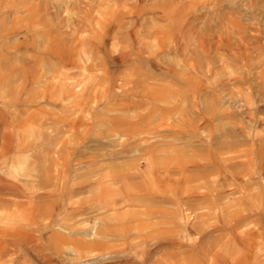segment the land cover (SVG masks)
Wrapping results in <instances>:
<instances>
[{"label":"rangeland","instance_id":"obj_1","mask_svg":"<svg viewBox=\"0 0 264 264\" xmlns=\"http://www.w3.org/2000/svg\"><path fill=\"white\" fill-rule=\"evenodd\" d=\"M212 1L182 0L181 17L194 22L207 17L213 22L209 25L212 36L217 35L213 38L219 39L225 37L222 25L228 23L226 28L231 30V17H240L237 20L243 21L249 36L264 37V0ZM167 2L0 1V114L7 120L5 131L0 123V181L20 187L0 189V264H42L47 260L70 264L78 259L73 243L93 239L107 224L114 229L100 249L106 255L103 264H264V174L258 173L259 140L246 139L241 128L264 132V91L258 90L264 88V53L256 50L255 55L251 50L253 68L230 63L238 68L234 73L232 66L221 68L215 55L210 64L213 71L205 72V79L198 78L203 89L207 88L198 98L200 106L207 114L214 112L217 125L213 133L203 132L202 138L210 134L216 143L236 142L230 155H234L239 176L233 183L228 174L220 172L203 179L187 178L188 173L183 177L178 163L191 155V140L184 128L189 103L181 102L176 94L185 83L167 68L174 72L190 69L175 49L172 25L162 15ZM197 20V25L192 21L196 27L200 26ZM243 75H248L250 84L239 79ZM255 77L261 79V87ZM144 86L150 93L142 91ZM231 92L238 101L235 109L227 98ZM215 95L221 99L216 101ZM176 103L179 107L172 111ZM141 119L145 124L138 130ZM236 124L241 125L238 130ZM3 131L10 135V150L1 147ZM198 148L204 155L211 154L204 145ZM253 148L257 150L251 151ZM179 185L182 196L202 192L205 201L188 200L183 207V202L173 198L176 191L181 193ZM103 192L110 199L122 195L126 202L118 208L100 209ZM213 197L218 199L216 206ZM181 210L190 215L186 224L178 219ZM235 216L242 220L233 231L230 226Z\"/></svg>","mask_w":264,"mask_h":264},{"label":"bare ground","instance_id":"obj_2","mask_svg":"<svg viewBox=\"0 0 264 264\" xmlns=\"http://www.w3.org/2000/svg\"><path fill=\"white\" fill-rule=\"evenodd\" d=\"M1 1V0H0ZM14 1V0H13ZM26 1V0H25ZM164 1V0H163ZM167 1V0H166ZM249 1H251V0H249ZM12 2V1H11ZM19 2V1H18ZM141 2V1H140ZM213 3H214V0L212 1ZM229 2V1H228ZM20 3V2H19ZM215 3H216V0H215ZM249 3V2H248ZM167 4H168V8L167 9H169V11L170 12H168V11H166L165 9V6L163 7L162 6V8H163V12H166V13H163L162 15H166V17H165V19H166V21L168 22V24H169V22H170V26L173 28V30H174V32L175 33H173L174 34V37H176L173 41H174V44H175V49H177L178 50V52H179V54H180V58H181V60H182V62H186L187 64H188V68L190 69V71L189 72H186V71H184V72H174V70L172 69V68H167V70H168V72H170L171 74H175V75H177V77L178 78H180L181 80H182V82H184L185 83V85H183V86H185L184 88H182V89H178V92L176 93L177 94V96H178V99H180V101L181 102H185V103H189L188 104V108H189V110H188V112H187V110H186V113H187V120H185L186 121V125H185V131H186V133H187V135L189 136V141L191 142V155H195V157H193V158H191L192 156L190 155V157H188V159L186 160V161H183V162H181V161H179V168H178V171L183 175V177H185L186 175H187V173H188V175L186 176L187 178H190L191 176H193V177H198V178H202V177H204V176H206V175H210V174H213V173H211V172H220V173H224V174H228L230 177H231V181H232V183L234 182V178H235V176L236 175H238V171H237V165L234 163V155H230L231 153H234L235 152V141L234 140H232V141H224V142H218L217 141V143L216 142H213V140H212V138H214V137H212V135H210L209 134V136H207V135H205V136H207V137H203L202 138V135H203V132H207V131H209L210 133H213L215 130V128H216V123H215V119L213 118V113H211V115L210 114H207L205 111H204V109H202L201 108V106H200V102H199V100H198V98L200 99V95H201V92L202 91H204V90H206L207 88H205V89H203V86H202V81L200 80H198V78L199 77H201V76H205V72H212L213 70V68L212 67H210V66H212V65H210V64H212V58H213V56H215L216 55V57L219 59V61H220V63L219 64H221L220 66H221V68H226V67H228V66H232V65H229L230 63H234V67H237L238 65V63H241V64H243V66H241V64H240V66L241 67H244V69L249 65V68H250V63H252L251 62V57L253 58V55L251 56V53H252V51L253 52H255L256 54L255 55H257L258 53L256 52V50L257 51H261V53H264V37H262V38H260V37H258V33H259V35H261L262 34V36H264V33H261L260 34V31L258 30V32H257V34H255V35H257V37H255V36H249L248 35V29L246 28V26L244 25V24H242L243 23V21H242V23L239 21V20H237V19H240V17L239 18H237L236 20H234V19H232V17H231V20L229 21V23L231 24L230 25V28H231V30L230 29H227L226 28V26H227V24L225 25V26H223L224 24H223V22H222V28L221 29H223V31L225 32L224 34H225V37L223 36V38H221V36H219L220 37V39L219 38H213V37H215V36H217V35H215L214 34V36H212L213 35V33H211L210 32V28H209V25H211V22H212V20H208V18L206 17V20L204 19V18H199L198 20H197V22H199V24H200V26L198 25V27H196V25L198 24V23H195L196 22V20H195V22H194V20H193V18H192V20L191 21H189L188 19H184L183 20V18L181 17V10H182V7H181V4H183L182 3V0H168V2H167ZM188 4V3H187ZM232 4V3H231ZM245 4V3H244ZM1 5V4H0ZM5 7H6V5L5 4H3ZM12 5V4H11ZM236 5V4H235ZM234 5V6H235ZM240 5V4H239ZM4 7V8H5ZM18 7V6H17ZM232 7V6H231ZM236 7V6H235ZM243 7H245V6H243ZM246 8V7H245ZM187 9V8H186ZM241 9V8H240ZM0 10H3V9H0ZM19 10V9H18ZM198 10V9H197ZM22 11V10H21ZM236 11H239L238 9H236ZM2 12V11H1ZM6 12H7V10H6ZM18 12V11H17ZM235 12V11H234ZM3 13V12H2ZM161 13H162V11H161ZM4 14V13H3ZM195 14V13H194ZM230 14V13H229ZM219 15V14H218ZM225 15H227V17H228V14H225ZM237 15V14H236ZM10 16V15H9ZM131 16V15H130ZM217 16V15H216ZM205 17V16H204ZM211 17V16H210ZM212 17H214V16H212ZM211 17V18H212ZM217 17H219V16H217ZM234 17V16H233ZM196 18V17H195ZM221 18V17H220ZM220 18H218V20L220 19ZM224 18V17H223ZM229 18V17H228ZM161 20V19H160ZM215 20H217L216 19V17H215ZM221 20V19H220ZM223 20V19H222ZM227 20V19H226ZM3 21V20H2ZM196 24V25H194L193 24V22ZM245 21V20H244ZM201 22V23H200ZM213 23V22H212ZM249 23V22H248ZM215 24H218V23H215ZM251 26H253L251 23H249ZM249 24H247V25H249ZM169 27V26H168ZM256 27V26H255ZM2 28V27H1ZM166 28V27H165ZM254 28V27H253ZM132 29V28H131ZM213 29V28H212ZM168 30V29H167ZM172 30V31H173ZM255 30V29H254ZM7 31V30H6ZM133 31H135V30H133ZM217 31V30H216ZM215 31V32H216ZM214 32V33H215ZM219 32H221V31H219ZM218 32V33H219ZM252 31H250V33H251ZM254 32V31H253ZM252 32V34H254ZM46 33V32H45ZM159 33V32H158ZM161 33V32H160ZM48 34V33H47ZM172 34V33H171ZM156 35V34H155ZM154 35V36H155ZM242 35H245V37L243 36L242 37ZM165 36H167V35H165ZM173 36V35H172ZM230 36H232V38L230 37ZM160 37H162V36H160ZM230 37V38H229ZM142 38H144V37H142ZM151 38V37H150ZM163 38V37H162ZM177 38H178V40H177ZM179 38L183 41V43L181 44H178L179 43ZM134 39V38H133ZM131 40H132V38H131ZM178 42H177V41ZM140 41V40H139ZM171 41V40H170ZM149 42V41H148ZM172 42V41H171ZM136 44V43H135ZM165 45V44H164ZM172 46V45H171ZM138 47V46H137ZM159 47V46H158ZM46 48V47H45ZM137 49V48H136ZM136 49H134V50H136ZM174 49V50H175ZM224 50V51H227L228 52V55H223L222 53H224L223 51L221 52V50ZM253 49V50H252ZM252 50V51H251ZM136 52V51H135ZM134 52V53H135ZM138 52V51H137ZM140 53V52H139ZM261 53H259V54H261ZM225 54H226V52H225ZM253 54V53H252ZM141 55V54H140ZM155 55V54H154ZM143 56H145V55H143ZM256 57V56H255ZM254 57V58H255ZM259 57H262V54L261 55H259ZM218 59H217V61H218ZM256 60L258 59V63L260 62V63H262L261 61H262V59L260 60L258 57L257 58H255ZM254 59V60H255ZM260 60V61H259ZM126 61V60H125ZM132 61V60H131ZM253 61V60H252ZM184 62V63H185ZM257 62V61H256ZM128 63V62H127ZM214 63V62H213ZM237 63V64H236ZM173 64V63H172ZM182 64V63H181ZM180 64V65H181ZM218 64V63H217ZM257 64V63H256ZM237 65V66H236ZM258 65V64H257ZM261 64H259V66H260ZM219 66V67H220ZM232 66V68H234ZM255 66V65H254ZM258 66V68H256L257 69V71L259 70L260 71V67ZM215 67H217V65L215 66ZM251 67H252V65H251ZM221 68H218V69H221ZM229 68V67H228ZM232 68H230V71H231V69ZM253 68V67H252ZM175 69V68H174ZM181 69V68H180ZM217 69V68H216ZM238 69V68H237ZM237 69L235 70V68L232 70L233 71V73H234V70L235 71H237ZM29 70V69H28ZM164 70V69H163ZM249 70V69H248ZM180 71V70H179ZM182 71V70H181ZM217 71V70H216ZM224 71H229L228 69L227 70H224ZM224 71L222 70V72L224 73ZM231 71V72H232ZM240 71V73L243 71H241V70H239ZM246 71V70H245ZM256 70L255 71H253V73L254 72H257ZM7 72V71H6ZM217 72H219V71H217ZM221 72V70H220V73H222ZM230 72V73H231ZM250 72V71H249ZM215 74H217L216 72H214ZM232 74V73H231ZM245 74H247V73H245ZM261 74L262 75H264V70H262L261 71ZM2 75V74H1ZM4 75H5V73H4ZM208 75H209V73H208ZM210 75H212V77L211 78H213V75L214 74H211L210 73ZM224 75H227V74H224ZM233 75H235V74H233ZM236 75H238V73H236ZM23 76V75H22ZM41 76V75H40ZM204 76H203V78H204ZM256 76H257V74H256ZM259 76V75H258ZM209 77V76H208ZM217 77V76H216ZM226 77V76H225ZM229 77H230V74H229ZM261 76H259V78H260ZM7 78V77H6ZM210 78V77H209ZM254 78V77H253ZM256 78L257 77H255V80H256ZM258 78V79H259ZM261 78H264V76H262ZM205 79V78H204ZM204 79H203V81H204ZM224 79V78H223ZM232 78H230V80H231ZM234 79V78H233ZM240 80H242L243 81V83L244 82H246V83H249L248 82V75H243V77L242 78H239ZM258 79L256 80L257 82H258V84L260 85V83H261V79H260V81H258ZM144 80V79H143ZM142 80V81H143ZM147 80V79H146ZM209 80V79H208ZM217 80V79H216ZM219 80H220V78H219ZM225 80V79H224ZM224 80H223V82H224ZM254 80V79H253ZM141 81V82H142ZM207 81V80H206ZM211 81H214V80H212L211 79ZM232 81V80H231ZM239 81V80H238ZM146 82V81H145ZM205 82V81H204ZM217 82L218 81H216V84H217ZM223 82H220L221 84H220V86H221V88H224L223 86ZM240 82V81H239ZM262 82H264V81H262ZM1 83H3V82H1ZM206 83V82H205ZM209 83H210V81H209ZM208 83V84H209ZM215 82H213L212 84H214ZM229 83V82H228ZM236 83H238V82H236ZM236 83H234V84H236ZM252 83V82H251ZM254 83L256 84V82L254 81ZM254 83H253V86H254ZM136 84V83H135ZM142 84H143V82H142ZM204 84V83H203ZM218 84H219V82H218ZM250 84V83H249ZM248 84V85H249ZM257 84V85H258ZM43 85V84H42ZM144 85V84H143ZM150 85V84H149ZM205 85V84H204ZM210 85V84H209ZM244 85V84H243ZM262 85V87H264V83H262L261 84ZM261 85H260V87H261ZM74 86V85H73ZM132 86V85H131ZM216 86V85H215ZM220 86H219V88H220ZM239 86V85H238ZM245 86V85H244ZM247 86V85H246ZM144 87H146V86H144ZM143 87V88H144ZM206 87V86H205ZM212 87V86H211ZM241 87V86H240ZM247 87H249V86H247ZM218 88V89H219ZM239 88V87H238ZM256 88V87H255ZM259 88V87H258ZM7 89V88H6ZM145 89H148L147 87L146 88H144L142 91H144ZM227 89V88H226ZM248 89V88H247ZM257 89V88H256ZM4 90V89H3ZM23 90V89H22ZM214 90V89H213ZM225 90V89H224ZM239 90H241V89H239ZM242 90H245L244 88L242 89ZM258 90H260V92H262V91H264V88H262V89H258ZM6 91V90H5ZM136 91V90H135ZM147 91V90H146ZM210 91V90H209ZM215 91V90H214ZM218 91V90H217ZM217 91H215V92H217ZM232 91V90H231ZM249 91V90H248ZM148 93H150V90L148 89V91H147ZM205 92V91H204ZM259 92V91H258ZM260 92H259V94H260ZM218 93V92H217ZM235 93V92H234ZM152 94V93H151ZM203 94H205V93H203ZM6 95V94H5ZM153 95V94H152ZM152 95H150V96H152ZM158 95V93L157 94H154L153 96H155L156 98L158 97H161V96H157ZM162 95V94H161ZM221 95V94H220ZM216 96V101L217 100H219V99H221V98H219V97H221V96H217V95H215ZM214 96V97H215ZM251 96V95H250ZM256 96V95H255ZM261 96H264V95H261ZM154 97V98H155ZM171 97H172V95H171ZM225 97V96H224ZM253 97V96H252ZM259 97H260V95H259ZM155 98V99H156ZM174 98H176V95H175V97H173L172 99H174ZM217 98H219V99H217ZM227 98L229 99V104L231 105V107L232 108H234L235 109V105H236V103H238V101H237V99L232 95V92H231V95H227ZM226 98V99H227ZM238 98H240L239 96H238ZM171 99V98H170ZM171 99V100H172ZM202 99V98H201ZM245 98H242V100H244ZM260 99V98H259ZM261 99H264V98H261ZM205 100V99H204ZM214 100V99H213ZM176 101V100H175ZM239 101H241V100H239ZM248 101V100H247ZM202 102V101H201ZM205 102V101H204ZM242 102H244V101H242ZM242 102H241V104H242ZM257 102V101H256ZM260 102H262V101H260ZM206 103V102H205ZM221 103V102H220ZM240 103V102H239ZM244 103H246V100H245V102ZM167 104H168V102H167ZM182 104V103H181ZM250 104H251V102H250ZM255 104V103H254ZM163 105V104H162ZM201 105H203V103H201ZM205 105V104H204ZM243 105V104H242ZM241 105V106H242ZM249 105V104H248ZM207 106V105H206ZM210 106H212V104L210 105ZM226 106V105H225ZM179 107V105L176 103V104H174L173 105V107H172V111L173 110H175L176 108H178ZM218 107V106H217ZM228 107V106H227ZM237 107V106H236ZM246 107V104H245V106H244V108ZM205 108V107H204ZM211 108V107H210ZM230 108V107H229ZM240 108V107H239ZM243 108V107H242ZM163 109V108H162ZM206 109V108H205ZM209 109V108H208ZM217 109V108H216ZM9 110V109H8ZM156 110H159V109H156ZM165 110V109H164ZM211 110V109H210ZM212 110H214V109H212ZM253 110V109H252ZM169 111H171V109H169ZM171 111V112H172ZM222 111V110H221ZM221 111H220V113H221ZM228 111V110H227ZM226 111V112H227ZM247 111V110H246ZM255 111V110H254ZM166 112H167V110H166ZM229 112V111H228ZM225 113V116H226V118L228 117L229 118V113L230 112H232V111H230L229 113ZM251 112L252 111H250V115H251ZM219 113V112H218ZM224 113V112H223ZM235 113V112H234ZM248 114H249V112H247ZM169 114V113H168ZM168 114H166V116L168 115ZM179 114V113H178ZM177 114V115H178ZM254 114V113H253ZM252 114V116H255V115H253ZM160 115H161V113H160ZM165 115V114H164ZM232 115V114H231ZM243 115V114H242ZM174 116V115H173ZM182 116V115H181ZM184 116V115H183ZM182 116V117H183ZM249 116V115H248ZM247 116V117H248ZM182 117H180L181 119H182ZM250 117V116H249ZM258 117V116H257ZM167 118V117H166ZM217 118V117H216ZM240 118H242V117H240ZM251 118V117H250ZM249 118V119H250ZM168 119V118H167ZM176 119V118H175ZM184 119V118H183ZM238 119V118H237ZM249 119H248V121H249ZM75 120H76V118H75ZM160 120H162V118L160 119ZM229 120H230V118H229ZM254 120V119H253ZM6 119H5V116L4 115H2V114H0V123H1V129H3L4 131H5V125L7 124L6 123ZM138 121V120H137ZM165 121V120H164ZM232 121H234V119H232ZM235 121H236V119H235ZM251 121H252V119H251ZM129 122V121H128ZM136 122V121H135ZM134 122V123H135ZM139 122V121H138ZM241 122V121H240ZM244 122V121H243ZM253 122V121H252ZM251 122V123H252ZM133 123V122H132ZM133 123V125L135 126V124ZM180 123H182V122H180ZM237 123V122H236ZM245 123H246V121L244 122V125H245ZM145 124V120L144 119H141L140 120V122L139 123H137V129L139 128V129H142L143 128V125ZM169 124V123H168ZM240 124H242V123H240ZM239 124V125H240ZM247 124V123H246ZM237 125V128H235L236 130H238L239 128H240V126L238 125V124H236ZM236 125H234L235 127H236ZM243 125V124H242ZM253 125V124H252ZM134 126H133V128H134ZM233 126V125H232ZM246 126V125H245ZM167 127V126H166ZM239 127V128H238ZM131 128V127H130ZM147 128H149V127H147ZM146 128V129H147ZM242 128V132H243V134H244V136H245V138L246 139H249V140H251V139H254L255 137H257V139L259 140L258 141V143H259V146H258V148H259V150L257 151V158H258V160H259V163H260V169H258V173L260 174V175H262V174H264V152H262V148H264V132H262V133H253L252 131H250V130H247V129H245V128H247V127H245V128H243V127H241ZM252 128V127H251ZM138 129V130H139ZM180 129V128H179ZM217 129V128H216ZM224 129V128H223ZM234 129V130H235ZM134 130V129H133ZM143 130V129H142ZM184 130V129H183ZM3 131V133L1 134L2 135V137H1V147H4V148H6L7 150H10V144H9V139H10V135L7 133V132H4ZM217 131V130H216ZM142 132V131H141ZM144 132V131H143ZM231 132V131H230ZM236 132H240V131H236ZM235 132V133H236ZM242 132H241V134H242ZM140 133V132H139ZM183 133V132H182ZM234 133V132H233ZM134 134H136V133H134ZM218 134V133H217ZM238 134H240V133H238ZM188 136H187V138H188ZM243 136V135H242ZM243 136V137H244ZM174 138V137H173ZM244 138V139H245ZM177 140V139H176ZM249 140H248V142H249ZM188 141V142H189ZM253 141V140H252ZM172 142V141H171ZM194 142V143H193ZM247 142V141H246ZM251 143V142H250ZM252 144V143H251ZM250 144V145H251ZM198 145H201V146H206V149L208 150V151H210V153L212 154L213 153V155H211V154H207V155H204V152H200V149L198 148ZM256 145V144H255ZM254 145V146H255ZM188 146V145H187ZM197 146V147H196ZM249 146V145H248ZM165 147H167V146H165ZM189 147V148H190ZM242 147V146H241ZM243 147H245V145L243 146ZM252 147V146H251ZM189 148H188V150H189ZM242 149V148H241ZM240 149V150H241ZM244 149V148H243ZM187 150V151H188ZM203 150V149H202ZM201 150V151H202ZM239 150V149H238ZM250 150V149H249ZM252 150H254V148L253 149H251V151ZM257 150V149H256ZM256 150H254L253 152H255ZM248 151V150H247ZM12 152V151H11ZM55 152V151H54ZM148 152H149V150H148ZM249 152V151H248ZM179 153H181V152H179ZM223 154L224 155V153H228L229 154V156L228 157H223L221 154ZM246 153V152H245ZM147 154H149V153H147ZM184 154H185V152H184ZM145 155V154H144ZM247 155V154H246ZM237 156V155H236ZM252 156H253V154H252ZM255 156V155H254ZM198 157V158H197ZM246 157V156H245ZM251 157V156H250ZM190 158V159H189ZM197 158V159H196ZM256 158V157H255ZM149 159H151V158H149ZM178 159V158H177ZM245 159V158H244ZM253 159H254V157H253ZM250 161V160H249ZM254 161V160H253ZM257 161V160H256ZM251 162V161H250ZM171 163V162H170ZM175 163V162H174ZM241 163H243L242 161L240 162V164ZM255 163H257V162H255ZM237 164H239V163H237ZM249 164V163H248ZM252 164H254V162H252ZM148 165H153V163L152 162H149L148 163ZM247 165V164H246ZM161 166V165H160ZM239 166V168H240V165H238ZM244 166V165H243ZM241 167L240 169H242V168H244V167H246V166H244V167ZM256 166H257V164H256ZM255 166V167H256ZM177 167H178V165H177ZM248 168H249V166H248ZM247 168V169H248ZM175 169V168H174ZM177 169V168H176ZM239 169V171H241ZM252 169V168H251ZM255 169H257V168H255ZM254 169V170H255ZM148 171V170H147ZM160 171V170H159ZM256 171V170H255ZM57 173V172H56ZM30 174V173H29ZM192 174H194V175H192ZM217 174H219V173H217ZM180 175V174H179ZM239 176V175H238ZM245 176V175H244ZM260 177V176H259ZM180 178V177H179ZM186 178V179H187ZM250 178V177H249ZM175 179V178H174ZM203 179V178H202ZM259 179H261V178H259ZM171 180V179H170ZM182 180H183V178H182ZM175 181V180H174ZM179 181V180H178ZM205 181V180H204ZM262 181H264V180H262ZM18 182V181H17ZM168 182V181H167ZM177 182V181H176ZM189 183V182H188ZM216 183V182H215ZM259 183H260V185H261V181H259ZM25 184V183H24ZM200 184V183H199ZM199 184H198V186H199ZM236 184V183H235ZM125 185V184H124ZM123 185V186H124ZM145 185V184H144ZM174 185H175V182H174ZM233 185V184H232ZM262 185H264V184H262ZM231 186V185H230ZM240 186H242V185H240ZM23 187V186H22ZM251 187V186H250ZM1 188H6V189H8V190H18L20 187L17 185V184H8V183H6V184H4V183H1V181H0V189ZM26 188V187H25ZM171 188V187H170ZM182 188H184L183 186H182ZM187 188H189V187H187ZM185 189H186V187H185ZM258 189H259V187H258ZM22 190V189H21ZM178 190H180L181 191V187H180V185H179V187H178ZM183 190V189H182ZM196 190V189H195ZM223 190H225V189H223ZM262 190H264V189H262ZM188 191V190H187ZM201 191H203V190H201ZM200 191V192H201ZM21 193V192H20ZM62 192H60V194H61ZM179 191L177 192L176 191V194L177 195H175V196H173V198H175V200L177 201V203H181V202H183L182 204H183V207H187L188 205H187V202H189L188 200H191V203H192V200H194V201H198L199 203H201L203 200L205 201V194L202 196V192L201 193H199V195H197L196 193H191V192H188V193H186V195L185 196H182V191H181V193H180V195H179ZM204 193H206V192H204ZM216 193V192H215ZM224 193H225V191H224ZM201 194V195H200ZM37 195V194H36ZM207 195V194H206ZM40 196V195H39ZM42 196V195H41ZM60 196V195H59ZM147 197V196H146ZM190 197H192V198H190ZM211 197H212V195H211ZM112 199H110V195H108L107 193H105V192H103V193H101V198H100V201H101V208L100 209H107L109 206H111L112 208L114 207V208H118L119 207V205L120 204H123L124 202H126V200H125V198L122 196V195H117V197L116 196H113V197H111ZM217 198V197H216ZM58 199V198H57ZM209 199H210V197H209ZM213 199H214V197H213ZM49 200V199H48ZM51 200V199H50ZM210 200H212V199H210ZM209 200V202L211 203L212 201H210ZM218 200V199H217ZM217 200H215L214 199V201H215V203H216V201ZM221 200V199H220ZM49 202V201H48ZM131 202V201H130ZM206 202H208V199L206 200ZM208 202V203H209ZM47 204V203H46ZM53 204V203H52ZM184 204H185V206H184ZM218 203H216L215 204V206L217 205ZM230 204V203H229ZM176 205V204H175ZM178 205H180V204H178ZM52 206V205H51ZM137 206V205H136ZM181 206V205H180ZM214 206V207H215ZM179 207V206H178ZM229 207V206H228ZM51 208V207H50ZM182 208V207H181ZM180 208V209H181ZM191 208V207H190ZM188 209V208H187ZM186 209V210H187ZM7 210V209H6ZM182 210H184L183 208H182ZM180 211L181 213H180V216L178 217V219H180V221L181 222H183L184 224H186V222H187V219H188V213H187V211ZM212 212V211H211ZM229 212V211H228ZM42 214V213H41ZM44 214V213H43ZM241 215V214H240ZM43 216V215H42ZM190 216V215H189ZM242 216V215H241ZM241 216H235L236 218H233V223H232V225H231V223H230V228H232V230L233 231H235V229H236V227H237V223H240V221L242 220L241 218L243 217H241ZM246 216V215H245ZM244 216V217H245ZM222 219V218H221ZM223 220V219H222ZM173 221V220H172ZM103 223H104V221H103ZM111 225V224H110ZM109 224H107V225H105V227L104 228H102V229H100V230H98L95 234H94V232H93V234L95 235V237L93 238V239H89V240H77L75 243H73V248H72V250H74V252L76 253V256H78L77 258V260L75 259H72L71 260V263L70 264H103V261L105 260V256L103 255V254H101L100 253V249L106 244V240H104L105 238H107L108 236H110L109 234H111V231L114 229L112 226H110ZM220 225V224H219ZM226 226V225H225ZM36 227V226H35ZM123 227V226H122ZM121 227V228H122ZM217 227H218V225H217ZM100 228V227H99ZM119 228V227H118ZM118 228H116V232L118 233L119 231H117V229ZM120 228V229H121ZM215 228V227H214ZM227 228H228V226H227ZM226 228V229H227ZM225 229V230H226ZM122 230L124 231V228H122ZM227 231V230H226ZM228 233V232H227ZM15 234V233H14ZM176 234V233H175ZM229 234V233H228ZM237 234V233H236ZM1 235V234H0ZM22 235V234H21ZM186 236V235H185ZM30 239L32 238V239H35V237H32L31 235H29L28 236ZM188 237V236H187ZM240 238V237H239ZM177 239V238H176ZM175 239V240H176ZM186 240H188L187 238H186ZM189 240H190V238H189ZM188 240V241H189ZM211 240V239H210ZM30 241H32V240H30ZM35 241V240H34ZM119 241V240H118ZM158 241V240H157ZM241 241H243L242 239H241ZM249 241V240H248ZM133 242V241H132ZM168 242V241H167ZM173 242V241H172ZM177 242V241H176ZM156 244V243H155ZM168 244V243H167ZM159 245V244H158ZM174 245V244H173ZM176 245V244H175ZM177 245H178V243H177ZM155 246V245H154ZM242 246V245H241ZM29 247V246H28ZM109 247V246H108ZM161 247V246H160ZM173 247V246H172ZM134 248V247H133ZM70 249V248H69ZM106 249V248H105ZM109 249V248H108ZM150 249V248H149ZM103 250V249H102ZM152 252V251H151ZM120 252L118 251V254H119ZM126 253V252H125ZM124 253V254H125ZM128 254H129V252H127ZM47 254V253H46ZM112 254V253H111ZM142 254V253H141ZM123 255V254H122ZM127 255V254H126ZM132 255V254H131ZM143 255V254H142ZM257 255V254H256ZM75 256V257H76ZM109 257V256H108ZM124 257H126V256H124ZM128 257V256H127ZM107 259H109V258H107ZM106 259V260H107ZM111 259V258H110ZM123 259V258H122ZM143 259V258H142ZM47 260V259H46ZM67 260V259H66ZM78 260H79V262H78ZM115 260V259H114ZM108 261V260H107ZM70 262V261H69ZM128 262V261H127ZM243 262V261H242ZM67 263H68V261H67ZM151 263V262H150ZM42 264H53V262H51L50 260H47L46 262H43ZM117 264H120V263H117ZM152 264V263H151Z\"/></svg>","mask_w":264,"mask_h":264}]
</instances>
